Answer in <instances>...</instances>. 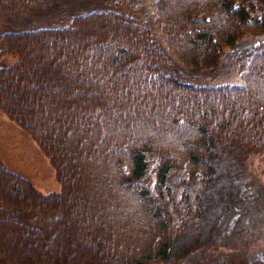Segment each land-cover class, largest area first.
Returning a JSON list of instances; mask_svg holds the SVG:
<instances>
[{"label": "trees", "instance_id": "1", "mask_svg": "<svg viewBox=\"0 0 264 264\" xmlns=\"http://www.w3.org/2000/svg\"><path fill=\"white\" fill-rule=\"evenodd\" d=\"M23 1L0 0V10ZM152 5L158 40L148 22L116 8L0 33L16 54L0 65V109L59 181L42 192L0 160V254L11 263L172 264L157 261L194 209L201 214L187 190L210 183L220 141L264 158V48L250 52L240 82L176 76L212 69L224 46L264 30V0Z\"/></svg>", "mask_w": 264, "mask_h": 264}, {"label": "rangeland", "instance_id": "2", "mask_svg": "<svg viewBox=\"0 0 264 264\" xmlns=\"http://www.w3.org/2000/svg\"><path fill=\"white\" fill-rule=\"evenodd\" d=\"M152 1L131 0L130 5H118L112 0H24L0 10V33L62 25L78 11L116 8L148 22L158 40L159 27L152 19ZM260 48H264V30L246 32L222 48L212 69L180 67L176 76L191 82H240L239 72L244 69L250 52ZM15 58L16 54L6 50L0 38V65ZM216 153L210 183L190 182L187 190L189 203L202 206L201 214L194 209L192 221L175 233L172 252L158 263L264 264V158L254 148L238 142L220 141ZM0 160L6 167L27 176L42 192L59 189L46 154L1 109ZM167 181L172 186L176 184L175 171ZM17 213L27 216L26 211ZM26 220L40 225L31 214ZM0 264L13 263L0 254Z\"/></svg>", "mask_w": 264, "mask_h": 264}]
</instances>
